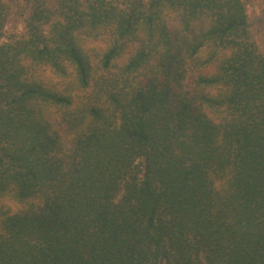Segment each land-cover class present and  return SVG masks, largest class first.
<instances>
[{
    "label": "trees",
    "instance_id": "trees-1",
    "mask_svg": "<svg viewBox=\"0 0 264 264\" xmlns=\"http://www.w3.org/2000/svg\"><path fill=\"white\" fill-rule=\"evenodd\" d=\"M23 1L8 38L0 0V264H264L253 0Z\"/></svg>",
    "mask_w": 264,
    "mask_h": 264
},
{
    "label": "rangeland",
    "instance_id": "rangeland-1",
    "mask_svg": "<svg viewBox=\"0 0 264 264\" xmlns=\"http://www.w3.org/2000/svg\"><path fill=\"white\" fill-rule=\"evenodd\" d=\"M21 8H17V10L13 13V15L9 18V20L6 23V37H14V36H24L25 34V20L27 18V13H29V7L26 3H24L23 0H21ZM38 0H33L31 5H34ZM46 1L47 5L54 4L57 0H42ZM26 9H23L22 7H25ZM248 16H249V23H250V31L252 33V36L254 40L259 44V46L264 51V0H253L248 5ZM49 27H45V31H48ZM0 41H5L4 39H0ZM90 47H92L93 50H103L105 48L104 42L101 40H95L94 42L88 41L86 42ZM132 47H129L128 45V51H130ZM128 56H125L122 58L118 65L122 66L123 62L127 60ZM29 64V63H28ZM30 68H32V71L35 73V78L38 82L42 83L45 87L52 89V90H58V92L63 91V86H67L70 91L73 89H76L77 85L74 80V75L72 74V70L69 69V75L68 77L64 78L63 76H60L59 74L55 73L52 68L46 65H39V64H31ZM54 88V89H53ZM78 88V87H77ZM54 115V112L52 113ZM57 116H62L61 112L55 113ZM55 117L53 116V119ZM56 120V119H55ZM1 200V199H0ZM9 201V200H7ZM6 201H4L5 203Z\"/></svg>",
    "mask_w": 264,
    "mask_h": 264
}]
</instances>
